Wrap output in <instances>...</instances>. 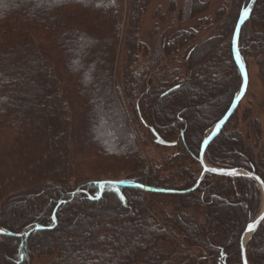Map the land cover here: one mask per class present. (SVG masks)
<instances>
[{
    "label": "trees",
    "instance_id": "1",
    "mask_svg": "<svg viewBox=\"0 0 264 264\" xmlns=\"http://www.w3.org/2000/svg\"><path fill=\"white\" fill-rule=\"evenodd\" d=\"M196 1L200 6L207 5L205 0ZM121 2L122 0H110L109 4L101 5L99 0H0V203L3 212L0 219L1 263L60 264L65 259L61 264H68L72 249L64 245L58 246L55 235L66 232L68 219L75 213L80 215L81 211L99 207L101 210L97 212L98 218L115 216L118 212L115 213V207L111 203L116 200L118 211L123 216L132 217L136 224L140 223L146 228L148 239L142 246L133 245L130 241V229L117 223L119 238L126 244V249L123 250L126 260L112 263L108 259L100 264H135L143 255L145 257L141 264H163L164 257L161 253H158L157 259L153 254L157 253L160 241L168 240V231L149 218L132 196V192H143V186L148 189V194L178 198L177 210L171 216L165 215V222L183 234L191 246L208 248V244L212 242L203 240L212 237L214 246H217L216 256L223 264H228L231 253L238 251L241 254L242 234L255 219L251 221V208L248 204L256 192V184L251 178L241 176L232 179L206 174L197 188L193 189L200 176L195 185L182 190L144 184L142 180L135 178L118 180L99 176L85 180L82 177L88 171L93 175H105L107 168L113 170L109 165L114 163H136L138 166L144 164L125 116L123 100H120L113 82L117 47L122 32L119 20ZM150 2L151 0L129 2L125 43L128 62H136L137 54L143 50L147 66L136 70L131 64L128 65L124 72V95L130 100L137 98L142 90V106L138 105L137 114L140 122L149 128L155 142L160 137L177 146V140H169V137L179 135L188 153L195 160H200L202 143L206 138L204 136L199 141L203 128L209 124L212 128L223 119L241 87V71L233 58L232 40L247 5L242 2L238 6L234 24L228 25L231 31L228 42L231 60L226 61V68L231 77L227 82L224 81L222 90L220 87L217 94L211 95L209 89L217 84L211 85L208 91L192 86L212 74L211 71H205L204 76L200 75L204 70L202 66L195 68V53L206 47L208 58L216 60L224 52L219 49L217 51L214 45L209 46L215 39L200 45L187 43L193 36L191 29L176 33L163 43L162 39L159 40L155 50L149 51L139 41L138 32L141 17ZM192 2L195 0H185L178 11L180 21L185 24L192 19L183 17L187 7L192 17L203 11ZM263 6L264 0L256 15L253 9L247 20L250 22L254 19L253 33L244 32V27L249 23L247 21L240 31L239 50L245 65L248 63L245 48L251 43L264 66V21H259ZM176 13L173 16L171 7L170 15L174 20L177 18ZM79 41L84 45L85 54L87 53V65L82 63V57L85 56L82 51L75 50ZM175 47L177 49L174 52L187 48L185 55L189 53L187 58L190 72L182 79L176 77L177 71H172L170 78H173V82H163L158 87L151 84L149 89L146 85L148 73L155 71L163 60V54L173 53ZM149 52L153 54L150 55ZM94 72H97V76H93ZM236 74L240 84L233 93ZM197 91L200 96L198 99L192 96ZM169 97L179 98L176 104H170L169 112L163 109L156 114L149 110L150 106L155 107ZM108 98L113 104L108 115L113 113L115 116L111 122L115 127L117 122L122 126V130L117 129V137L122 142L119 150L106 148L98 143V140L105 137L102 132L105 128L98 122L101 118L98 110L99 107L109 108ZM195 101L198 102L194 104ZM95 102L100 103V106ZM234 115L235 113L208 146L206 154L212 148L220 153L229 150L234 157L221 168L253 171L264 182L261 125L258 121L254 122V144L247 145L240 132L228 133ZM155 119L159 125L153 122ZM168 122L177 124L170 126L166 132L160 125ZM98 133L102 134L100 138L96 136ZM129 139L132 145H129ZM193 146L197 147L196 154L191 149ZM256 146L260 147L258 152ZM74 178L79 183L69 186ZM114 182H125L130 187L114 186L111 184ZM197 191L198 196L195 193ZM217 208L229 213L226 223L214 211ZM188 209L192 213L185 212ZM191 216L194 217L195 224L188 228L186 219ZM200 216L208 219L206 224L200 222ZM24 229L27 232L21 235ZM104 234L105 232H101L102 238H105ZM50 239L53 240L51 250ZM92 249L94 253L101 254L104 248L102 245ZM263 250L264 227L260 225L247 245L249 263L264 264V260L260 259Z\"/></svg>",
    "mask_w": 264,
    "mask_h": 264
},
{
    "label": "rangeland",
    "instance_id": "2",
    "mask_svg": "<svg viewBox=\"0 0 264 264\" xmlns=\"http://www.w3.org/2000/svg\"><path fill=\"white\" fill-rule=\"evenodd\" d=\"M184 1L185 0H151L146 12L142 15L140 20L138 32L139 41L145 47H147V49L149 48V51L153 52L155 50L156 43L159 40L162 39L161 41L163 43V41H166L172 35L183 30L191 29L190 33H192L193 36L187 43H191L193 45H200L205 41L215 39V41L209 46H216L217 51L219 49L220 51H223L224 54L222 56H218L216 60H212L207 56V48H200L195 53L193 62L194 66L195 68L202 66L204 72L200 71L201 76L205 75V71H211L212 74L203 80H200L199 84H193L192 86L198 88V90L208 91V88H210L211 85L214 86V84H217L212 87L211 90L209 89L210 93H212L211 95L217 94L218 89L221 87L222 90L225 86L223 84L224 81L227 82L231 77L229 69L226 68V61L231 60L228 43L231 31L229 30L228 25L234 24L238 12V6L247 0H205L207 2L206 6H200L195 0V2L192 3H195V7L197 6L196 8H201L203 11L199 15L193 16V18L192 14L188 13L189 11L187 7V11L183 14V17L187 16V18L192 19H190L186 24L180 21L178 15V11H180ZM250 1L251 0H248L246 2L247 6H245V9L248 7ZM129 2L130 0H122L120 4L121 12L119 15V20L121 23L122 32L117 47V60L115 63L113 82L117 89L120 100H123L122 104L125 116L142 153L144 164L143 166H138L136 163H114L112 166L109 165L113 170L107 168L105 175H98L99 173L93 175L88 171L87 173H83L82 177L85 178V180H88L90 177L93 179L99 176L117 178L118 180L135 178L140 181L142 180L144 184H155L160 185V187H171L182 190L188 189L195 185L197 177L200 176L201 179L203 175V169L201 168L202 166L200 164L199 158L195 160L193 155L188 153L185 144L179 139V135L177 136L173 134L169 137V140H177V146L170 147L156 144L149 128L140 122L137 114V107L138 105L140 106L143 101L142 90L139 91L140 95L142 96L139 95L137 98L134 97L130 100H128L124 95V85L126 82L124 79V72L128 65L131 64L136 70H142L147 66V59L142 53L143 50L137 54L138 60L136 62H128V49L125 43L126 32L128 28ZM109 3L110 0H99V4L101 5H106ZM192 3L189 4V6L192 5ZM261 5L262 0L256 1L254 5V15H256V12L258 11V8L261 7ZM171 7H173V16L174 13L177 12L175 15L177 18H175V20L172 18L173 16L170 15ZM262 9L263 11L262 14H260V22L264 21V6ZM253 23L254 19L244 27V32L252 34ZM77 43L79 46H77L75 50L80 49L82 51V53L85 55L82 57V63L83 65H87L89 62L85 59L87 53L85 54V51L83 50L84 45H82L81 41ZM185 47H180V51L177 50L174 52V50L177 49V47H175L173 48V53L163 54V60L159 63L157 69L148 73V83L146 85H148L149 89L151 84H154V87H158L160 85L162 86L163 82H173L171 81L173 78H170L172 76V71H177L176 77L184 79V76L190 72L188 69L189 59L187 58L189 53L188 55H185V51L187 49ZM245 49L247 51L246 54L248 62L246 69L249 75L248 89L236 111L234 112L235 115L231 120V127L229 128L228 133L230 134L235 131L240 132L247 145L251 143L254 144L255 130H253V125L255 121H258L262 130V139L260 141L261 145V143L264 141V66L261 64V57L256 56V51L251 43L248 44ZM226 50L227 54H225ZM152 52H149V54L152 55ZM97 72H94L93 76H97ZM239 84L240 79L237 75L233 93L235 90H237ZM192 96L196 97V99L200 97L198 91L195 94L193 93ZM173 99V97L163 99L159 105H156L155 107L150 106L149 110L156 114L161 113V110L163 109L169 112L170 104L172 102L176 104V101L179 100V98L174 99L175 101ZM198 101H195L194 104H196ZM95 104H98V107L100 106V103L98 102H95ZM107 104L109 108L101 107L100 109L99 107L98 110L99 115H101V118H99L98 122L105 128L102 131L105 137L98 140V143L103 147L119 150L122 146V142H120L117 137V129L122 130V126L119 122H117V127L113 126L111 121L115 119V116L113 113L110 114L111 116L108 115L113 105L109 98L107 100ZM142 111L145 114L143 115L146 117L144 107ZM153 122H157L159 125L156 119L153 120ZM175 123L177 124V122H168L160 126L165 128V131L167 132L170 126L176 125ZM210 125L211 124L206 125L203 128L199 137V141L204 136L207 138L209 133L211 134L214 131V128L217 124L212 128L209 127ZM96 136L97 138H100L102 134L98 133ZM128 143H130L129 145H132L130 139ZM259 148V146H256V152H258ZM191 149L194 151L193 153H197V147L193 146ZM221 153L215 148H212L205 156V162L207 165L221 168L224 167L225 164L230 163L234 157L233 154L230 155L229 150L225 153L222 151ZM207 160H209L210 163ZM201 169L202 172H200ZM77 180V178L72 179L69 183V186H76L79 183ZM255 184L256 192L253 193V197L248 201V204L251 208V221L253 218H256L264 208L263 192L256 182ZM146 191L148 190L145 189L143 192H138L136 194L132 192V196L135 198L137 206L139 208H143L145 213L148 214L149 218L157 221L158 224L163 226L164 230L168 231L169 237L168 240L159 242L157 247L158 251L157 253L153 254L156 259L158 257V253H161V255L164 257L163 264H223V261L219 260L216 256L217 246H214L215 241L212 239V237H207L206 240H203L204 242H212L210 245L208 244V248H205L201 245L191 246L186 241L183 234H181L174 226H168L166 224L165 215L171 216L174 211L177 210L179 202L177 197L151 195ZM79 192H82V190ZM195 193L198 196V191ZM200 196L202 199V194H200ZM1 206L2 205L0 203V219L3 215ZM111 206L115 207V213L118 212V214L115 216H101V218H98L97 212L101 210L99 207L98 209H88V211L85 212L81 211L82 213H80V215H78L79 213H75L71 218L68 219L66 232H64L62 235H55L54 239L58 246L64 245L65 247L72 249V253L70 254L71 258L69 260L70 262L68 264H100V262H104L108 259L112 263L122 260L125 261L126 259H124L123 250L126 249V244L119 238V230L117 228L119 224H121L123 227H128L127 229H130V241L133 245L137 244L142 246L147 243L148 232L146 228L140 223L136 224L132 217L128 218L126 215L123 216L122 213L118 211V202L116 200L112 201ZM214 211L221 218V220L226 223L229 213L221 208L214 209ZM185 212L192 213L190 209L185 210ZM204 216L207 217L206 215ZM199 218L202 224L207 223L208 219L204 218L203 216H200ZM193 220V216L186 219V226L188 228H192L194 226L195 223H193ZM117 223L119 224L117 225ZM261 225L264 227V222ZM81 230L82 235L80 236ZM126 231L128 232L129 230ZM26 232L27 229H24L21 235H24ZM101 232H105V238H102ZM52 242L53 240L50 239L49 250H51V246L53 244ZM102 245L104 249L102 250L101 254L93 252L92 248L102 247ZM151 248L152 247H150V249ZM161 251H163V253ZM230 256L231 257L227 260L228 264H242V256L240 252L238 253V251H236L235 253H231ZM144 257L145 255L140 257L139 261H137L135 264H141L144 260ZM260 259L264 260V250L263 256L260 257ZM1 260L2 257H0V264H4L1 263ZM64 260L65 259H63L61 262H64ZM225 263L227 264V262ZM122 264H124V262Z\"/></svg>",
    "mask_w": 264,
    "mask_h": 264
},
{
    "label": "water",
    "instance_id": "3",
    "mask_svg": "<svg viewBox=\"0 0 264 264\" xmlns=\"http://www.w3.org/2000/svg\"><path fill=\"white\" fill-rule=\"evenodd\" d=\"M256 1L257 0H251L250 1L248 7L246 8L248 11L247 16L244 15V12L246 9L242 13L241 19H240V21L236 27V30H235L234 36H233V40H232L233 57H234V60L237 63V65L241 71L242 86H241L239 94L237 95V97L233 101V104L230 107L229 111L226 113V115L223 117V119L216 125L213 133L202 144L201 152H200V163L203 167V175H202L201 179L199 180V183L202 181L203 177L206 174L216 175V176H220V177H228V178H237V177L244 176V177H248V178L253 179L260 186V188L263 192V196H264V182L253 171H248V170H244L241 168L224 169V168H218V167H211V166H208L207 163L205 162V153H206L208 146L220 134V132L222 131L224 126L227 124V122L229 121V119L231 118L233 113L236 111L237 107L239 106L240 102L242 101V99H243V97L246 94L247 89H248L249 75H248V71L245 67V64L241 58V55L239 53V38H240L241 27H242L243 23L250 18ZM157 143L162 145V146H170V147L175 145L174 143L165 142L160 137H157ZM111 184L114 186H118V187H130V185L128 183H125V182H114ZM263 221H264V208L261 211V213L258 215V217L247 225L244 233L242 234L241 244H240L241 245L242 264H249V261L247 258V243L251 239L253 234L257 231V229L259 228V226L262 224ZM1 233H4V232H1Z\"/></svg>",
    "mask_w": 264,
    "mask_h": 264
},
{
    "label": "snow or ice",
    "instance_id": "4",
    "mask_svg": "<svg viewBox=\"0 0 264 264\" xmlns=\"http://www.w3.org/2000/svg\"><path fill=\"white\" fill-rule=\"evenodd\" d=\"M244 15H245V16L248 15V11H247V9L245 10Z\"/></svg>",
    "mask_w": 264,
    "mask_h": 264
},
{
    "label": "bare ground",
    "instance_id": "5",
    "mask_svg": "<svg viewBox=\"0 0 264 264\" xmlns=\"http://www.w3.org/2000/svg\"><path fill=\"white\" fill-rule=\"evenodd\" d=\"M249 21H247V23H248ZM245 26V25H244Z\"/></svg>",
    "mask_w": 264,
    "mask_h": 264
}]
</instances>
